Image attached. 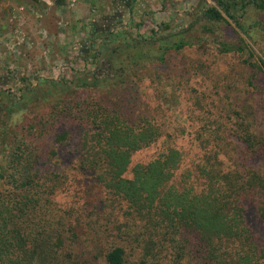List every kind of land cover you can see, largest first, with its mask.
I'll return each instance as SVG.
<instances>
[{
  "label": "trees",
  "instance_id": "16d2710c",
  "mask_svg": "<svg viewBox=\"0 0 264 264\" xmlns=\"http://www.w3.org/2000/svg\"><path fill=\"white\" fill-rule=\"evenodd\" d=\"M52 2L62 6L65 0ZM212 2L190 22L189 33L195 29L200 34L193 41L182 32L167 33L168 27L159 24L149 39L134 37L117 49L118 57L129 54L133 69L145 62L163 63L169 51L195 44L240 58L238 81L228 83L231 92L219 97L221 114L197 118L189 132L190 152L171 146L147 118L133 123L97 101L75 100L65 106L60 97L34 129L53 128L61 115L81 118L77 152L61 169L40 171L36 163L51 162L55 147L70 135L67 129L43 137L42 145L19 131L1 134L0 264H183L184 259L186 264H264V236L246 218L251 210L264 225V168L245 164L249 155L264 151V137L254 130V111L239 101L242 92L264 82V59H255L252 45L254 29L264 41V24L240 21L250 8L264 12V0ZM224 27L230 29L222 36ZM126 70L118 69L121 81ZM165 80L156 84L159 93ZM222 82L224 78L217 79V91ZM76 85L92 86L86 80ZM236 143L243 153L236 151ZM152 145L159 147L156 155L131 164L135 152ZM78 178L89 184L78 197L90 203L76 204L70 193L72 186L79 188ZM60 194L72 200L62 206Z\"/></svg>",
  "mask_w": 264,
  "mask_h": 264
},
{
  "label": "rangeland",
  "instance_id": "374dc122",
  "mask_svg": "<svg viewBox=\"0 0 264 264\" xmlns=\"http://www.w3.org/2000/svg\"><path fill=\"white\" fill-rule=\"evenodd\" d=\"M125 3L126 0H65L57 7L52 0H0V104L4 108L0 113V136L19 131L25 139L36 145L42 141V145L48 135L63 129L70 134L64 144L55 147L57 155L51 162L36 163L40 171L53 166L61 169L77 152V127L83 121L76 113L61 115V120L45 132L34 129L42 114L56 106L58 97L65 106L75 100L97 101L109 110L121 111L133 123L147 118L164 137L168 136L171 146L190 152L187 137L197 126L196 119L221 114L219 109L224 105L218 102L219 97L224 91L231 92L228 83L238 81L242 71L239 57L221 56L196 44L178 52L169 51L163 63L145 62L136 69L130 66L129 54L117 56L122 43L133 42L139 36L149 39L159 24L168 27L167 33L182 32L193 41L200 34L195 29L189 33L190 22L198 20L200 9L212 4V0H133L130 7ZM240 19L244 25L264 24V12L250 8ZM228 29L224 27L222 36ZM254 30V57L264 59V41ZM143 49L153 56L147 46ZM120 67L127 69L124 81L118 76ZM225 74L235 79H228ZM221 77L226 83L222 82L217 91L216 81ZM164 79L166 85L159 93L156 84ZM83 80L92 86L76 85ZM239 101L254 111V130L264 137V82L258 88H250V93L242 92ZM235 145L238 153L244 152L241 144ZM159 151L157 145H152L135 152L131 164L147 162ZM186 161L189 163V158ZM245 162L264 168V151L249 155ZM78 180L79 188H70L75 203H90L92 200L78 197L87 193L85 185L89 184L85 179ZM72 197L60 194L58 203L66 206ZM246 218L250 228L264 236V225L254 212L247 211Z\"/></svg>",
  "mask_w": 264,
  "mask_h": 264
},
{
  "label": "crops",
  "instance_id": "0c3cea01",
  "mask_svg": "<svg viewBox=\"0 0 264 264\" xmlns=\"http://www.w3.org/2000/svg\"><path fill=\"white\" fill-rule=\"evenodd\" d=\"M58 7V6H57ZM60 7V6H59Z\"/></svg>",
  "mask_w": 264,
  "mask_h": 264
}]
</instances>
